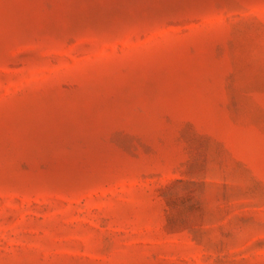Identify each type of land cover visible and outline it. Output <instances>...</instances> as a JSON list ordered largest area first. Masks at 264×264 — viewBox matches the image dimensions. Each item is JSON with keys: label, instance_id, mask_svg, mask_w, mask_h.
<instances>
[{"label": "rangeland", "instance_id": "374dc122", "mask_svg": "<svg viewBox=\"0 0 264 264\" xmlns=\"http://www.w3.org/2000/svg\"><path fill=\"white\" fill-rule=\"evenodd\" d=\"M0 264H264V0H0Z\"/></svg>", "mask_w": 264, "mask_h": 264}]
</instances>
